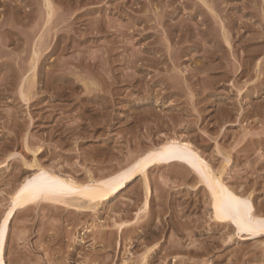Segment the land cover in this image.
<instances>
[{
	"label": "rangeland",
	"instance_id": "1",
	"mask_svg": "<svg viewBox=\"0 0 264 264\" xmlns=\"http://www.w3.org/2000/svg\"><path fill=\"white\" fill-rule=\"evenodd\" d=\"M174 137L264 213V0H0V224L40 167L86 183ZM190 171L154 170L148 211L139 177L90 213L20 212L5 263L264 264Z\"/></svg>",
	"mask_w": 264,
	"mask_h": 264
},
{
	"label": "bare ground",
	"instance_id": "2",
	"mask_svg": "<svg viewBox=\"0 0 264 264\" xmlns=\"http://www.w3.org/2000/svg\"><path fill=\"white\" fill-rule=\"evenodd\" d=\"M78 1V0H77ZM53 2V1H52ZM199 3V2H198ZM168 4V3H167ZM54 5V4H53ZM79 5V4H78ZM51 8V7H50ZM49 8V9H50ZM53 9V8H52ZM12 10V9H11ZM55 11V10H54ZM40 13V12H39ZM53 13V12H52ZM55 13V12H54ZM53 15V14H52ZM98 15V14H97ZM26 17V16H25ZM30 17V16H29ZM49 17V16H48ZM92 17V16H91ZM51 18V15L50 17ZM12 21V20H11ZM103 21V20H102ZM46 22V21H44ZM113 22V21H112ZM117 23V22H116ZM121 23V22H120ZM99 24V23H98ZM119 24V23H118ZM36 25V24H35ZM39 25V24H38ZM108 25V24H107ZM159 25V24H158ZM41 26V25H39ZM103 26V25H102ZM110 26V25H109ZM118 27V26H117ZM85 28V27H84ZM98 28V27H97ZM114 28V27H113ZM141 28V27H140ZM111 29V28H110ZM107 30V29H106ZM184 30V29H183ZM35 31V30H34ZM112 31V30H111ZM20 32V31H19ZM29 32V31H28ZM39 32V31H38ZM101 32V31H100ZM147 32V31H146ZM183 32V31H182ZM111 33V32H110ZM114 33V32H113ZM117 33V32H116ZM98 34V33H97ZM89 35V34H88ZM94 35V34H93ZM96 35V34H95ZM222 35V34H221ZM67 36V35H66ZM117 38V37H116ZM41 39V38H40ZM34 40V39H33ZM35 41V40H34ZM111 41V40H110ZM6 43V42H5ZM51 43V42H50ZM114 43V42H113ZM118 43V42H117ZM261 43V42H260ZM115 44V43H114ZM125 46V45H124ZM229 46V45H228ZM42 47V46H41ZM43 48V47H42ZM120 48V47H119ZM110 49V48H109ZM115 49V48H114ZM113 49V50H114ZM47 50V49H46ZM106 50V48H105ZM211 50V49H210ZM247 50V49H246ZM119 51V50H118ZM35 53V52H34ZM114 53V52H113ZM125 53V52H124ZM176 53V52H175ZM92 54V53H91ZM3 55V54H2ZM163 55V54H162ZM101 56V55H100ZM137 56V55H136ZM149 56V55H147ZM106 57V56H105ZM108 57V56H107ZM106 57V58H107ZM101 58V57H98ZM112 58V57H111ZM137 58V57H136ZM142 58V57H141ZM74 59V58H73ZM103 59V58H102ZM124 59V58H123ZM126 59V57H125ZM124 59V60H125ZM131 59V58H130ZM113 60V59H112ZM101 61V60H100ZM161 61V60H160ZM102 62V61H101ZM105 62V61H104ZM116 62V61H115ZM124 62V61H123ZM151 62V60H150ZM120 63V62H119ZM159 63V62H158ZM135 64V63H134ZM36 65V64H35ZM83 65V64H82ZM124 65V64H123ZM133 65V63H132ZM139 65V63H138ZM137 65V66H138ZM146 65V64H144ZM157 65V64H156ZM106 66V65H105ZM108 66V64H107ZM32 67V66H31ZM97 67V66H96ZM103 67V66H102ZM34 68V66L32 67ZM70 68V67H69ZM72 68V67H71ZM120 68V67H119ZM126 68V66L124 67ZM36 69V67L34 68ZM101 69V68H100ZM21 70V69H20ZM109 70V69H108ZM120 70V69H119ZM122 70V69H121ZM148 70V69H147ZM8 71V70H7ZM102 71V69L100 70ZM99 71V72H100ZM123 71V70H122ZM130 71V70H129ZM61 72V71H60ZM131 72V71H130ZM35 73V72H34ZM120 73V72H119ZM117 73V74H119ZM23 74V73H22ZM63 74V73H62ZM72 74V73H71ZM110 74V73H109ZM108 74V76H109ZM128 74V73H127ZM82 75V74H81ZM105 75V74H104ZM243 75V74H242ZM33 76V75H32ZM85 76V75H84ZM113 76V75H111ZM167 76V75H166ZM199 76V75H198ZM2 77V76H1ZM17 77V76H16ZM24 77V76H23ZM111 78V77H110ZM117 78V77H116ZM128 78V77H127ZM174 78V77H173ZM109 79V78H108ZM129 79V78H128ZM126 79V80H128ZM171 79V78H170ZM5 81V80H4ZM24 81V80H23ZM118 81V80H117ZM123 81V80H122ZM90 82V81H89ZM130 82V81H129ZM102 83V82H101ZM118 83V82H117ZM136 83V82H135ZM140 83V82H139ZM177 83V82H175ZM82 84V82H81ZM141 84V83H140ZM85 85V84H84ZM177 87V86H176ZM109 88V87H108ZM93 89V88H92ZM130 89V88H129ZM97 90V89H96ZM22 92V91H21ZM97 92V91H95ZM106 92V90H105ZM100 93V91H99ZM20 94V93H19ZM33 95V94H32ZM101 95V94H100ZM106 96V95H105ZM113 96V95H112ZM100 98V97H99ZM81 101V100H80ZM112 101V100H111ZM170 101V100H169ZM118 102V101H117ZM111 103V102H110ZM81 104V103H80ZM105 105V104H104ZM173 105V104H172ZM113 106V105H112ZM124 106V105H123ZM122 106V107H123ZM103 107V106H101ZM146 108V107H145ZM35 109V108H34ZM49 110V109H48ZM98 111V110H97ZM101 112V111H100ZM107 112V111H106ZM110 112V111H109ZM8 115V114H7ZM62 115V114H61ZM98 115V114H97ZM104 121L108 123L109 114H103ZM152 116V115H151ZM133 117V116H132ZM148 117V116H147ZM106 118V119H105ZM130 118V117H129ZM137 118V117H136ZM139 118V117H138ZM135 119V123L140 121ZM81 119V118H80ZM98 119V118H97ZM103 119V118H102ZM109 119V120H107ZM144 119V117H143ZM146 119V118H145ZM94 120V119H93ZM156 120V119H155ZM96 121V120H95ZM101 121V122H102ZM142 121V119H141ZM158 121V119L156 120ZM77 123V122H76ZM92 123V122H91ZM99 123V122H98ZM110 123V122H109ZM127 123V122H126ZM134 123V122H133ZM132 123V124H133ZM143 123V122H142ZM141 124V123H140ZM149 124V123H148ZM172 125V123H170ZM169 124V125H170ZM89 125V124H87ZM98 125V124H97ZM99 125H101L99 123ZM103 125V124H102ZM106 125V124H105ZM109 125V124H108ZM90 126V125H89ZM92 126V125H91ZM110 126V125H109ZM138 126V125H135ZM158 126V125H157ZM80 127V126H79ZM107 127V126H106ZM140 127V125H139ZM147 127V125H145ZM152 127V126H151ZM125 128V127H124ZM133 128V126H132ZM143 128V127H142ZM163 128V127H162ZM107 129V128H106ZM109 129V127H108ZM112 129V128H111ZM131 129V128H129ZM136 129V128H135ZM141 129V128H140ZM138 129V130H140ZM155 129V128H154ZM157 129V128H156ZM59 130V129H58ZM93 130V129H91ZM151 130V129H150ZM129 131V130H128ZM131 131V130H130ZM136 131V130H134ZM155 132V130H152ZM151 131V132H152ZM120 132V131H118ZM127 132V131H126ZM125 132V134H126ZM111 133V132H110ZM134 132H130L131 136ZM127 134V135H128ZM146 134V133H144ZM148 134V133H147ZM156 134V133H155ZM90 135V134H89ZM106 135V134H105ZM137 135V133L135 134ZM138 131V136H139ZM149 135V134H148ZM124 136V135H123ZM126 136V135H125ZM154 136V133H153ZM134 137V136H133ZM148 137V136H147ZM146 137V138H147ZM151 137V135H150ZM150 137L148 139H150ZM136 138V137H135ZM141 139V135L139 137ZM136 138V139H139ZM175 138V137H174ZM261 138V137H260ZM130 139V138H129ZM145 139V138H144ZM124 141V140H123ZM131 141V140H130ZM135 141V140H134ZM137 142L140 140H136ZM135 141V142H136ZM142 141V140H141ZM133 142V141H132ZM150 142V141H149ZM153 142V141H152ZM27 143V142H26ZM139 143V142H138ZM25 144V143H24ZM140 144V143H139ZM137 144V145H139ZM152 144V143H150ZM135 145V144H134ZM142 145V144H141ZM21 147V146H20ZM131 147H133L131 145ZM144 148V147H143ZM141 149V146H139ZM136 156H132L126 164H120V168L101 179L81 183L71 176H63L59 171L51 168L40 167L33 176L28 177L11 194L8 212L0 224V264H6L4 260L10 225L12 220L20 212L28 211L33 206L41 203H50L74 208L72 210H85L97 207L100 203L112 199L120 194L137 178L145 180L144 186L146 198L144 211L150 208V184L149 176L157 169L164 167H182L185 170H193L199 176V182L208 190L210 205L213 210V219L217 228H227L233 224V230L240 238L247 236L258 239L264 237V213L257 211L253 193L237 191L227 185L221 173H217L211 164L195 151L190 144H185L177 138L168 139L162 144L152 145L139 150ZM123 152V151H122ZM112 153V152H111ZM120 153V152H119ZM245 155V154H244ZM114 157V156H113ZM246 157V156H245ZM244 157V158H245ZM249 157V156H248ZM113 162V161H112ZM119 163V162H118ZM65 165V164H64ZM59 167V166H58ZM54 168V167H53ZM176 169V168H175ZM262 170V169H261ZM63 171V170H62ZM106 171V170H105ZM164 171V170H163ZM191 172V171H190ZM77 173V172H76ZM179 174V173H178ZM260 174V173H259ZM102 175V174H101ZM97 176V175H96ZM163 177V176H162ZM185 177V176H184ZM183 177V178H184ZM165 178V177H164ZM169 179V178H168ZM198 180V179H197ZM163 181V180H162ZM158 182V181H157ZM199 183V184H200ZM241 183V182H240ZM15 183V186H17ZM164 185V184H163ZM243 186V185H242ZM162 187V186H161ZM239 187V186H238ZM7 188V187H6ZM164 188V187H163ZM251 188V187H250ZM12 190V189H11ZM10 190V192H11ZM162 190V189H161ZM189 204V203H187ZM41 206V205H40ZM163 206V205H162ZM60 208V207H59ZM40 209V208H39ZM43 209V208H42ZM31 210V209H30ZM56 211V210H55ZM65 211V210H64ZM30 212V211H29ZM77 211H74V213ZM84 213V211H82ZM58 213V212H57ZM90 213V212H86ZM69 214V213H68ZM79 214V212H78ZM82 215V213H80ZM79 214V215H80ZM48 215V214H47ZM84 215V214H83ZM91 215V214H90ZM45 216V215H44ZM173 216V215H172ZM19 217V216H18ZM33 222V221H32ZM150 222L147 223L149 225ZM13 224V223H12ZM27 224V223H26ZM50 225V224H49ZM32 226V225H31ZM24 227V226H23ZM37 228V227H36ZM145 228V227H144ZM121 229V228H120ZM22 230V229H21ZM50 230V229H49ZM122 230V229H121ZM188 230V229H187ZM23 231V230H22ZM21 231V232H22ZM119 232V231H118ZM130 232V231H129ZM23 233V232H22ZM39 234V232H38ZM19 235V234H18ZM22 235V234H21ZM105 235V234H104ZM25 236V235H24ZM127 236V235H126ZM26 237V236H25ZM168 237V236H167ZM23 238V237H22ZM39 238V237H38ZM248 238V237H247ZM21 239V238H20ZM24 239V238H23ZM22 239V240H23ZM243 241V240H242ZM250 241V240H249ZM20 242V241H19ZM39 243V242H38ZM174 246V245H173ZM39 247V246H38ZM35 248V247H34ZM176 250V249H175ZM187 250V249H186ZM50 252V251H49ZM255 254V253H254ZM256 255V254H255ZM161 257V256H160ZM166 259V258H165ZM194 260V259H193ZM214 260V259H213ZM108 261V260H107ZM207 261V260H206ZM215 261V260H214ZM192 262V261H191ZM143 263V262H142ZM212 263V262H211ZM261 264V263H260Z\"/></svg>",
	"mask_w": 264,
	"mask_h": 264
}]
</instances>
